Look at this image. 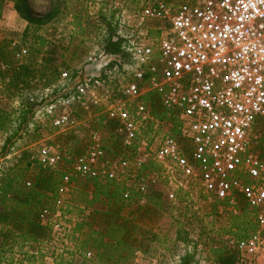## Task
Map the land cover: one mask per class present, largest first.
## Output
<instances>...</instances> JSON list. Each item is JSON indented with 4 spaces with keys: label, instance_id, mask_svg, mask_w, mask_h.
Masks as SVG:
<instances>
[{
    "label": "built area",
    "instance_id": "obj_1",
    "mask_svg": "<svg viewBox=\"0 0 264 264\" xmlns=\"http://www.w3.org/2000/svg\"><path fill=\"white\" fill-rule=\"evenodd\" d=\"M112 8L125 9L119 0H112ZM149 21L157 23L156 42L125 35L126 23H120L113 37L122 43L119 52L92 54L83 69L64 71L59 84L29 99L61 131L75 126L76 107L101 109L107 121L119 123L124 151H133L130 157L117 155L95 144L72 158L49 147L39 150L41 164L60 174L49 195L53 205L40 213L49 230L46 242L60 244L71 258L81 255L75 226L66 223L80 182L115 184L124 201L144 205L164 180L165 197L173 203L195 187L209 201H229L233 210L243 201L255 230L243 239L228 237L226 245L237 253L235 264H264V159L256 152V131L264 125V0L157 1L142 11L139 27ZM116 69L129 78L119 87L120 96L99 94ZM151 92L176 115L183 144L168 121L172 128L138 142L145 124L164 127L140 102ZM151 164L159 170H147ZM92 256L84 252L85 258Z\"/></svg>",
    "mask_w": 264,
    "mask_h": 264
},
{
    "label": "rangeland",
    "instance_id": "obj_2",
    "mask_svg": "<svg viewBox=\"0 0 264 264\" xmlns=\"http://www.w3.org/2000/svg\"><path fill=\"white\" fill-rule=\"evenodd\" d=\"M119 1L125 7L121 13L114 11L112 0H24L21 5L14 0H4L0 16V187L8 177L19 175L21 178L26 174L25 184L29 181L26 186L30 188L43 166L38 159L42 147L72 158L95 144L107 150H117L123 156L133 155V151L118 147L117 129L112 131L106 127L107 118L103 110L86 111L76 107L75 126L72 130L61 131L52 126L38 106L29 102L30 97L59 84L64 71L83 69L92 54L113 52V37L120 23H126L123 26L125 35H135V38L142 39L143 44L157 41L156 22L149 21L141 27L138 23L145 8L157 1L168 0ZM147 31H152L149 36H146ZM128 81V76L122 71L113 70L106 75V84L98 93L108 96L114 91L120 96L119 87ZM140 102L147 104L144 98ZM166 123L163 121L164 127L159 128L145 124L138 142L152 139L155 132L163 133L172 128L173 124ZM172 134L183 144L179 134L173 131ZM256 134L259 145L260 139L264 138V128L258 127ZM256 152L262 154V151ZM147 170L157 171L159 167L151 164ZM78 188L79 191L72 196L66 223L72 229L75 226V230L78 223H86L81 230L75 231L81 255L71 258L62 254L64 248L60 244L46 242L49 236L37 243H26L20 232H15V238L9 239L5 248L7 252L1 264H59L66 261L77 264V260L84 259L86 264H180L181 257L188 251H194L195 247L199 264H214L211 248L218 247L220 239L226 243L228 237L239 232L238 228L231 226L232 213L241 215L243 204L233 211L231 206L219 202L213 214L210 206L203 207L202 199L208 195L198 187L192 189L190 196L183 192L181 203H173L165 197V181L159 180L152 194L158 192L162 195L161 209L154 211L150 207L137 213L136 202L123 209L122 215L136 227L132 234V249L121 245L116 252L111 248L98 250L93 246L90 235L94 230L103 231L101 215H96V212L105 211L106 205L100 202L88 204L93 198L92 183L87 187L80 182ZM48 201L52 206V199ZM186 206L190 209V216L196 211L200 217L192 222L187 244L176 241L177 223L181 219L179 208ZM205 215L209 217L204 218ZM88 238V245L83 246ZM85 251L93 253L91 259L84 257ZM108 251L111 253L106 255Z\"/></svg>",
    "mask_w": 264,
    "mask_h": 264
},
{
    "label": "trees",
    "instance_id": "obj_3",
    "mask_svg": "<svg viewBox=\"0 0 264 264\" xmlns=\"http://www.w3.org/2000/svg\"><path fill=\"white\" fill-rule=\"evenodd\" d=\"M24 2V0H14L17 4ZM4 0H0V16L1 10L3 8ZM25 3V2H24ZM122 43L114 42L112 43L113 52L117 53L120 51ZM146 103L150 106L152 114L155 118L161 121H168L175 125L174 132L176 133L177 128V120L176 115L173 111L165 109L160 101V97L158 94L151 92L144 96ZM79 116V115H78ZM106 127L108 129L116 130L119 128V123L116 121H107ZM264 128V125L262 126ZM73 134V132H71ZM119 137V136H118ZM259 145L257 150L262 151L260 155L261 158L264 159V138L262 137L259 141ZM119 148L122 147L121 139L119 137ZM115 154H119L117 150L112 151ZM85 152L78 153L77 155H81ZM32 163L29 164V167ZM25 171V170H24ZM59 176L57 178V176ZM24 177L19 178V175H14L12 178L8 177L5 180V183L0 187V202L2 203V211L0 212V264L2 263V259L6 254V247L9 244V239L15 238V232H20L23 241L26 243H37L42 239H45L49 236V230L47 227L43 226L40 221V213L41 210L47 205H51L48 201L49 196L48 193H55L59 184H60V174L54 173L48 168L41 166L39 169V173L32 181V186L28 188L26 184L30 183L29 181L25 184L26 174ZM92 183L93 189L92 194L93 198L88 203L91 205L92 203L100 202L106 205V210L97 213L101 215V226L104 227L103 231H92L90 238L93 239V246L98 250L100 248L104 249H113L114 252L120 250L121 245L128 247L129 250L133 247L132 242V234L135 231V226L133 223L122 215L123 209L127 207V205H131V203H127L124 201L122 197V190L119 186L112 183H102L98 180L94 182L88 181L85 182V185ZM9 195L11 197H9ZM161 194L155 192L148 197V203L144 206L138 205L136 212L139 213L143 209H150V207L154 208V211L157 209H161ZM44 199L46 201L44 202ZM183 200H181L182 202ZM203 207H211L212 213H215V207L217 203L221 202L225 205L231 206L229 201H219L205 198L202 199ZM243 204L242 214H233L232 213V228H238L239 232L235 237L239 239H243L249 236V232L255 230V224L252 219V212H250L247 208V205L244 204L243 201H238L237 205L234 206V210L240 209V206ZM183 208V207H182ZM180 220L177 223V231H176V241H182L186 244L189 242L190 237V229L192 227L193 220H198L200 217L195 211L192 215H189L190 209L188 206L180 209ZM233 210V211H234ZM209 217V215H205L204 218ZM86 223L83 221L82 223L77 224V228L75 231L81 230ZM12 227L11 229L9 227ZM205 230V229H204ZM203 230V231H204ZM203 233V232H202ZM220 235V234H219ZM98 236V237H96ZM2 238V240H1ZM107 238V240H105ZM209 238H212L209 236ZM214 239H212V242ZM89 242V238L83 243V246H87ZM220 246L211 248V252L215 256L214 264H235L237 259V253L228 248L226 243L220 239ZM206 247V245H204ZM111 251L106 252L110 254ZM197 256V247H195L194 251H188L186 254L181 257L180 264H199V261L196 260ZM119 260H121V255L119 256ZM75 261H66L61 262L59 264H74ZM80 262V263H78ZM86 260L83 261L77 260V264H86Z\"/></svg>",
    "mask_w": 264,
    "mask_h": 264
}]
</instances>
